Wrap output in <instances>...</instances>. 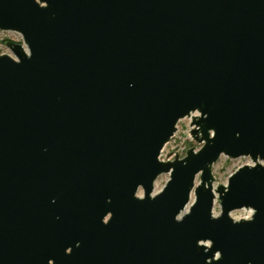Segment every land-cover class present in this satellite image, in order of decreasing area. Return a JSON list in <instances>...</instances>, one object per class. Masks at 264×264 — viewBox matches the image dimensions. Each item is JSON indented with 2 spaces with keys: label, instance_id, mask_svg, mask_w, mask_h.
<instances>
[{
  "label": "water",
  "instance_id": "water-1",
  "mask_svg": "<svg viewBox=\"0 0 264 264\" xmlns=\"http://www.w3.org/2000/svg\"><path fill=\"white\" fill-rule=\"evenodd\" d=\"M0 31V264H264V0H0ZM222 156L253 165L214 189Z\"/></svg>",
  "mask_w": 264,
  "mask_h": 264
},
{
  "label": "rangeland",
  "instance_id": "rangeland-1",
  "mask_svg": "<svg viewBox=\"0 0 264 264\" xmlns=\"http://www.w3.org/2000/svg\"><path fill=\"white\" fill-rule=\"evenodd\" d=\"M9 41L11 43L23 44V39L20 34L11 33V32H1L0 31V56L7 54L11 57H14L11 51L8 49L7 45H4V42ZM191 119L182 120L177 127V132L174 135L173 139L165 146L160 160L163 162L174 161L176 154L169 156L167 160V155L170 153L176 152L178 154L179 159H183L186 156L188 150L194 148L195 151L200 150L201 145L196 143L191 136L183 137V135H188L191 131ZM253 165L250 158H239L236 160L228 159L227 157L222 156L218 162L213 166L212 172L215 178L214 189L218 187V185L226 186L228 184L229 177L235 173L239 168ZM169 175L160 176L154 186V194L160 193L167 182L169 181ZM199 178L196 180V184L199 183ZM139 196L143 195L142 190L138 193ZM195 196L192 194L191 201L189 206L194 202ZM189 208L186 209L187 213L189 212ZM221 213V208L219 204L216 202L213 210L214 216H219ZM184 214V213H183ZM182 214V216H183ZM253 215V211L251 209H244L235 211L231 214V218L235 221H240L243 219H250ZM209 245V244H208Z\"/></svg>",
  "mask_w": 264,
  "mask_h": 264
},
{
  "label": "bare ground",
  "instance_id": "bare-ground-1",
  "mask_svg": "<svg viewBox=\"0 0 264 264\" xmlns=\"http://www.w3.org/2000/svg\"><path fill=\"white\" fill-rule=\"evenodd\" d=\"M188 207H190V206H188ZM188 207H187L186 209H188ZM185 213H187V210H185L184 214H185Z\"/></svg>",
  "mask_w": 264,
  "mask_h": 264
}]
</instances>
